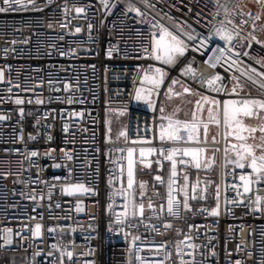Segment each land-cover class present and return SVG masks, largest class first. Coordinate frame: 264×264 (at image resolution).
Listing matches in <instances>:
<instances>
[{
    "label": "built area",
    "instance_id": "built-area-1",
    "mask_svg": "<svg viewBox=\"0 0 264 264\" xmlns=\"http://www.w3.org/2000/svg\"><path fill=\"white\" fill-rule=\"evenodd\" d=\"M134 2L139 5V0ZM36 3L43 11L28 8L0 13V67L11 66L10 73L6 69V75L13 78V83L21 84V89H13L12 95L19 94L26 101L23 105L25 114L21 118L18 106L7 98L6 85H0V95L5 97L0 103V115L10 116L8 120L0 121V228L7 226L16 231L23 224L34 227L40 222L43 229L40 237H33L30 231L24 230L22 237H14L13 245L0 247V264H12L13 261L15 264H59L60 249L52 248L53 244L61 248L68 246L76 254L72 264H85L86 261L91 264H127L128 242L123 233L109 230V221L113 217L108 209L111 202L108 178L114 167L111 161L119 155L114 149L125 145L123 140L116 143L106 141V121L112 124L123 116L124 126L128 127L133 139L138 125L142 131L145 120L151 123L152 112L146 104L135 100L129 102V94L138 86L137 66L149 63L142 58L143 37L138 34L146 32L147 28L135 13L122 14L123 2L110 12L104 10L100 0H36ZM153 3L156 9L149 11L163 9L176 21L186 20L189 24H194L198 13L203 16L212 10L209 0H153ZM65 4L69 9L68 22L67 27L62 28ZM12 6L16 7V0H12ZM75 7H84L86 11L77 14ZM164 19L173 23L167 17ZM89 24L93 26L91 30ZM76 27H80L79 33L75 32ZM110 47L115 50L108 56ZM70 48L76 49L75 56L59 54ZM253 48L250 55L264 56L259 46ZM194 66L198 68V75L213 71L199 55ZM171 76H179V69L172 71ZM49 79L59 83L50 88ZM26 81L33 86L32 92L22 91ZM40 81L43 85L37 86ZM65 81L72 83L70 92L62 90ZM57 88L61 90L56 91ZM253 94H256L255 89ZM37 96L44 103L37 104ZM69 97L73 100L71 104L67 102ZM29 99L31 103H27ZM160 100L166 101L163 95ZM125 103L128 107L126 114L121 116L112 111ZM72 112H82L83 115L70 116ZM65 124L69 126L67 132L64 131ZM21 126L23 141L19 139ZM29 133L35 139L29 140ZM112 136L115 140L113 132ZM25 147L39 154L29 159ZM16 148L20 149L19 155L12 151ZM53 149L50 156H44L46 151ZM62 149L74 159L63 161ZM109 149H113L111 154ZM217 156L218 161H222L223 152ZM53 164L71 167V176L67 167L57 168ZM5 172L7 176L3 175ZM221 172L222 169L218 168L214 176L207 173L214 182L209 187L208 201L192 202L194 209L201 206L210 209L215 205V184H220L219 216L189 214L187 217L188 222L200 225L196 243L207 246L204 249L206 264H234L236 259H242L244 264H253V261L259 264L264 250V213L254 212L245 204L226 205L225 196L229 200L234 197L230 188L225 191V183L230 184L232 178L224 177ZM144 174V180H148L150 173L145 171ZM200 175L203 177L205 173ZM54 177L61 179L57 181ZM66 177L73 183L84 182L95 191L70 196L59 186ZM51 184L56 187L51 189L49 199ZM32 189L37 193L36 202L27 198ZM41 192L43 200L39 199ZM77 200L81 201L82 212L76 210ZM174 223L183 225V221ZM50 228L57 230L50 233ZM132 231L148 240L163 239L146 231L143 225ZM173 236L174 233L170 234L169 239ZM237 245H241L239 252ZM213 247L215 257L208 255ZM37 251L41 255L33 262V253ZM49 251L53 253L51 257L47 256ZM64 264H69L67 258Z\"/></svg>",
    "mask_w": 264,
    "mask_h": 264
},
{
    "label": "snow or ice",
    "instance_id": "snow-or-ice-1",
    "mask_svg": "<svg viewBox=\"0 0 264 264\" xmlns=\"http://www.w3.org/2000/svg\"><path fill=\"white\" fill-rule=\"evenodd\" d=\"M121 2L124 5L122 14L135 13L147 28L146 32L138 34L143 37L142 58L149 63L137 66L138 86L129 94V102L135 100L146 104L152 112V120L151 123L145 120L142 131L137 126L135 139L130 136L128 127L123 126L116 132L115 140L111 121H106V141L116 143L123 140L125 145L114 149L119 155L111 161L114 167L108 178L111 189L108 209L113 218L109 221V230L123 233L127 240V264H206L204 249L207 246L196 243L200 225L188 222L187 217L189 214H220V184H215L213 207L193 208V201L207 202L209 199V187L214 182L207 173L221 168L224 177L232 178L230 184L225 183V191L230 188L234 197L229 200L225 196L226 205L245 204L254 212L264 213V56L250 55L254 45L264 51V0H250L255 10L245 0H209L212 10L203 16L198 13L194 24L186 20L176 21L163 9L160 12L149 11L156 9L153 0H139V5L134 0H100L106 12ZM0 3L3 4L0 13L28 8L43 11L36 0H16L15 8L12 0H0ZM85 11L84 7H75L77 14ZM68 12L65 4L62 28L67 27ZM165 17L173 23H167ZM92 27V24L88 25L89 30ZM80 31V27L75 28L76 33ZM114 50L110 47L107 55L111 56ZM4 51L7 55L8 50ZM59 54L75 56L77 53L76 49L70 48ZM197 55L204 58V63L213 70L211 73L197 74L198 68L194 66L197 65ZM6 69L10 73L11 66L0 67V85H6L7 98L18 106L19 115L23 118L26 101L19 94L12 95L13 89H21V84L13 83V78L6 75ZM176 69H179V76H171ZM58 83L48 80L50 88ZM42 85L43 81H40L37 86ZM33 90L26 81L22 91ZM62 90L70 92L72 83L65 81ZM161 95L167 101L179 100L180 103L169 108L168 103L160 100ZM4 100L5 97L0 95V103ZM31 102V99L27 101ZM67 102L73 103L72 98L69 97ZM36 103L44 101L37 96ZM112 111L121 116L126 114L127 103ZM82 115V112L70 113V116ZM8 119L10 116L0 115V121ZM68 128L65 124L64 131L67 132ZM20 133L19 139L23 141L22 126ZM28 139L35 137L29 133ZM12 151L20 154L19 148ZM25 151L29 159L39 154L27 147ZM52 151L54 149L46 151L44 156H50ZM61 151L63 161L74 159L66 150ZM112 151L109 149V154ZM221 151L223 158L218 161L217 154ZM62 166L67 167L71 176V167L53 164L57 168ZM145 171L150 173L149 179H138V175ZM201 172L205 173L203 177ZM54 179L59 181L61 178ZM43 183L47 184V181ZM59 186L70 196L95 191L86 183H73L67 177ZM54 187L55 184L49 185V199ZM27 198L36 202V190L32 189ZM39 199H44L43 192L39 193ZM76 210H84L79 200ZM177 221H183V225L176 226L174 222ZM142 225L146 231L163 239L148 240L146 236L133 234L132 230ZM42 229L40 222H36L34 227L23 224L16 231L7 226L0 228V240L3 242L0 247L13 245L14 237H22L24 230L30 231L33 237H40ZM56 230L50 228L49 232ZM173 233V238L169 239ZM52 248L60 249L59 264H64L65 258L72 264L76 254L68 246L61 248L53 244ZM240 249L241 245H237L238 252ZM39 255V251L33 253V262ZM52 255L51 251L47 253L48 257ZM208 255H217L214 247ZM85 264L91 262L86 261ZM234 264H244V261L236 259ZM259 264H264V250Z\"/></svg>",
    "mask_w": 264,
    "mask_h": 264
},
{
    "label": "rangeland",
    "instance_id": "rangeland-1",
    "mask_svg": "<svg viewBox=\"0 0 264 264\" xmlns=\"http://www.w3.org/2000/svg\"><path fill=\"white\" fill-rule=\"evenodd\" d=\"M165 103H168V105H169V108H171L172 107V105H174V104H179L180 103V101L179 100H174V101H165ZM112 125V132H113V135L115 136L116 135V132L120 129V128H122L124 125H125V119H124V117L122 116L121 117V120H116V122H114V123H112L111 124ZM211 173V175L212 176H214L215 175V171L214 172H210ZM144 174V173H143ZM143 174H141V175H138V179H145V174L143 175Z\"/></svg>",
    "mask_w": 264,
    "mask_h": 264
},
{
    "label": "crops",
    "instance_id": "crops-1",
    "mask_svg": "<svg viewBox=\"0 0 264 264\" xmlns=\"http://www.w3.org/2000/svg\"><path fill=\"white\" fill-rule=\"evenodd\" d=\"M245 2L248 3V6H249L250 8H253V10H255V5L252 4V3L250 2V0H245Z\"/></svg>",
    "mask_w": 264,
    "mask_h": 264
}]
</instances>
